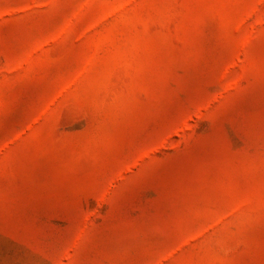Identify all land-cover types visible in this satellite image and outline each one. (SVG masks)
Listing matches in <instances>:
<instances>
[{"label": "rangeland", "instance_id": "1", "mask_svg": "<svg viewBox=\"0 0 264 264\" xmlns=\"http://www.w3.org/2000/svg\"><path fill=\"white\" fill-rule=\"evenodd\" d=\"M0 264H264V0H0Z\"/></svg>", "mask_w": 264, "mask_h": 264}]
</instances>
